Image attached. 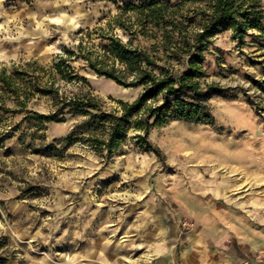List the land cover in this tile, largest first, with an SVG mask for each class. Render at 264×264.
Masks as SVG:
<instances>
[{"label":"rangeland","instance_id":"374dc122","mask_svg":"<svg viewBox=\"0 0 264 264\" xmlns=\"http://www.w3.org/2000/svg\"><path fill=\"white\" fill-rule=\"evenodd\" d=\"M138 1L0 0V71L32 59L50 66L80 30L104 29L118 7ZM91 43L100 45L97 34ZM208 48L207 80L246 94L210 98L208 123L152 127L147 138L159 153L137 145L132 130L111 159L66 145L75 118L47 123L44 139L21 143L23 124L5 140L0 264H264V39L249 31L239 43L224 30ZM74 66L108 109L140 92ZM29 107L50 111L45 100ZM6 118L10 128L22 114ZM51 144L59 151H36Z\"/></svg>","mask_w":264,"mask_h":264},{"label":"trees","instance_id":"16d2710c","mask_svg":"<svg viewBox=\"0 0 264 264\" xmlns=\"http://www.w3.org/2000/svg\"><path fill=\"white\" fill-rule=\"evenodd\" d=\"M118 10L106 28L80 30L77 43L63 47L50 66L32 59L13 64L10 72L6 68L0 71V146L21 131L23 124L28 130L21 132V143L29 137L32 142L44 139L39 132L49 122L75 118L78 121L64 139L66 145L84 143L111 159L132 130L138 132L132 136L137 145L159 153L147 138L152 127L170 120L208 123L212 119L207 106L210 98H233L239 91L246 94L243 87L208 81L206 54L210 40L224 30H231L239 43L249 31L264 39L259 0H139ZM116 27L127 37L125 41L113 33ZM92 34L100 38V45L91 43ZM136 38L148 44H134ZM77 61L140 92L132 101L117 100L108 109L74 66ZM69 86L78 90L71 91ZM40 100L50 106L48 113L29 107ZM7 114L12 118L22 114V118L5 128ZM36 151L50 155L59 149L51 144Z\"/></svg>","mask_w":264,"mask_h":264},{"label":"bare ground","instance_id":"6f19581e","mask_svg":"<svg viewBox=\"0 0 264 264\" xmlns=\"http://www.w3.org/2000/svg\"><path fill=\"white\" fill-rule=\"evenodd\" d=\"M187 156H188V157H191V156H192V153L187 152Z\"/></svg>","mask_w":264,"mask_h":264}]
</instances>
